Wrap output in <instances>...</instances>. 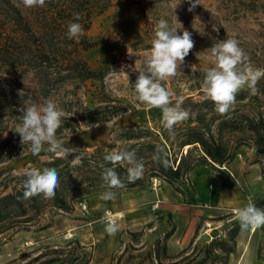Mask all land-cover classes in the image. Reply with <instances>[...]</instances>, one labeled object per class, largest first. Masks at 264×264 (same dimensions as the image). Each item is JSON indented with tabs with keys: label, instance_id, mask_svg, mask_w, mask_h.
<instances>
[{
	"label": "rangeland",
	"instance_id": "rangeland-1",
	"mask_svg": "<svg viewBox=\"0 0 264 264\" xmlns=\"http://www.w3.org/2000/svg\"><path fill=\"white\" fill-rule=\"evenodd\" d=\"M4 3L5 0H0L1 38L6 37L2 14ZM197 3L194 11L189 12L188 0H104L93 15L90 29L82 34V38L85 37L93 45L88 50L80 48L81 57L91 70H97L112 61L117 62L120 69L106 77L104 86L91 79H62L61 76L66 73L57 75L60 73L58 67L46 70L53 79L44 83L34 71L0 66V99H16V96H20L21 108L31 104L42 105L45 100L53 101L61 110L68 108V100L73 101V110L95 108L98 106L95 97L105 91L112 100L130 104L135 109L107 123L64 130L57 135V139L64 147L75 152L67 157L48 152L47 144L39 155H33L30 144L25 143L26 148L22 153L0 164V197L22 188L25 173L30 168L49 167L60 171L76 156L79 157V163H71L70 170L74 177L81 178L80 188L83 190L79 198H69V212L58 210L48 203L32 224L1 235L0 264H90L98 253L103 252L110 259L109 264H160L154 260L153 252L157 242L164 240L165 235H159L150 229L149 224L145 226L141 217H133L128 212L138 205V201L143 204L145 191L156 192L153 179L157 177H150L148 167H144L140 188L109 189L103 185V173L97 168L108 152L137 153L138 144L141 143L162 144L177 157L182 154L186 156L189 151V162L202 161L204 153L200 146L181 148V143L186 140L190 128L209 127L212 118L221 114L211 109L212 104L203 105L206 100H211L204 90H190L192 81L179 85V80L188 69L207 72L209 68L215 67L210 51L214 41L236 39L251 64L264 68V0H197ZM175 15L183 29L191 33L194 47L185 57L184 64L177 69L176 75L167 79L169 83L165 85L173 93L172 103L182 98V108L189 112L188 119L177 123L169 131L164 126L161 109L137 103L132 84L138 77L136 69L143 66L151 50L159 20L166 19L171 27L182 30ZM181 30L178 29V33ZM256 87V95H251L247 86L241 89L242 95L236 96L234 105L223 115L228 120H239L243 115H260L264 118V78L259 80ZM176 88H181V97H176ZM191 102L199 105L190 106ZM2 113L0 110V125L6 129L0 135V142L13 137L18 140L17 145H22L21 137L16 132L22 123L21 111L4 116ZM63 113L64 116L68 115ZM210 128L211 133L216 135V124ZM146 132L151 133L147 139H131ZM223 137L232 149V158L226 165H216L214 169H233L238 160L247 159L250 155L259 158L249 133L228 132ZM57 158L65 162L59 167L50 166ZM83 159L90 160L96 167L75 171L74 167L83 165ZM119 165L127 168L126 164ZM106 191L115 192V198L107 201L101 199ZM155 198L158 201L156 195ZM81 204L87 206V212L82 211ZM106 209L125 213L126 218L119 224L115 235H109L104 230L102 215ZM206 223L201 222L193 238L195 252L200 253V258L209 252V262L215 256H220L228 264V256L210 248L213 242L228 240V232L216 231L210 222L212 231L206 233ZM255 247L257 259L244 264H264V236ZM161 264L167 263L164 261ZM214 264L221 263L217 261Z\"/></svg>",
	"mask_w": 264,
	"mask_h": 264
},
{
	"label": "trees",
	"instance_id": "trees-1",
	"mask_svg": "<svg viewBox=\"0 0 264 264\" xmlns=\"http://www.w3.org/2000/svg\"><path fill=\"white\" fill-rule=\"evenodd\" d=\"M104 0H45L43 7H25L22 0H5L2 8V14L5 19L6 37L1 38L0 34V66H9V68H20L24 70L34 71L41 81L51 82L52 75L46 70L52 67H58L62 75V79H75L79 81L95 80L104 86L106 77L115 70L120 69L117 62L112 61L97 70H91L87 62L81 57L80 48L88 50L92 47V43L82 38L69 39L67 36L68 25L75 21V14H79L81 20L78 21L83 26V34L86 33L91 26L93 15L99 5ZM150 49V47H147ZM206 72L200 70L188 69L179 80L180 83H190L189 89L194 91L204 90L202 87ZM48 81V82H49ZM169 81H163L165 87ZM45 88L46 84H45ZM105 88V87H104ZM177 89V88H176ZM176 97H181L182 90H175ZM239 92L237 95H242ZM98 100V106L95 108H79L73 110V101L68 100V108L62 110L67 116L62 117V125L57 130L56 135H60L64 130L77 129L80 126L92 127L101 123H107L115 118L129 113L132 110L130 104L122 101L112 100L108 94L103 91L100 96L95 97ZM18 99V100H16ZM16 99L7 98L0 99V110L3 111L2 116L9 115L10 112H17L21 109L20 96ZM142 106H147L137 100ZM204 104H212L213 111L215 105L212 100H206ZM199 104L191 102L190 106H198ZM65 107V106H64ZM216 124L217 134L211 133V128ZM6 127L0 125V135L5 132ZM243 132L249 133L251 140L254 142L256 152L259 159L264 160V118L258 116L243 115L240 119L228 120L226 115L214 116L210 126L193 127L187 131L186 140L181 143V148L187 146H200L204 156L202 161L189 162V154L180 157L173 155L171 149L167 150L162 144L158 143H141L138 144L139 150L136 153L138 159H142L144 167H148L150 177L161 178L169 184L175 185L177 181L184 178L194 167L198 165H207L210 167L224 166L232 158V149L229 147L228 141L224 140L225 133ZM151 136L150 132L138 136H132L131 139H147ZM17 139L8 138L0 142V164L12 159L14 155H19L26 148L24 145H17ZM161 149V158L167 161V166L163 163H157L153 160L154 153ZM65 162L62 158H57L50 166L59 167ZM83 165L74 167L75 171H81L93 166L92 162L87 159L82 160ZM99 169L102 173L105 167H114L120 178L124 181L125 189L140 188L143 180L138 179L134 183L127 180V171L124 166L116 164H108L104 159L101 160ZM96 163V162H94ZM178 163V166L176 164ZM70 161L63 167L59 173L60 184L56 189L55 197L45 199L42 194L32 197L31 199H23L24 181L20 189H15L14 193L0 197V236L10 230H19L21 226L32 224L34 220L40 216L48 203L56 209L69 212L71 205L70 199H77L83 195L80 188L81 178L73 176L70 170ZM90 173V171H87ZM104 186H107L101 179ZM143 188V187H141ZM239 228H233L228 232V240L216 241L210 245L214 251H220L224 255L229 256L235 251V239L239 233ZM175 227L165 235L164 240H159L154 249L153 255L157 262L167 264H214L222 261L220 256H215L210 261V254L206 252L204 258H200V253L195 250L189 256L178 262H171L173 258L168 255L167 240L174 234ZM169 262V263H168ZM74 264V263H73ZM89 264V263H86Z\"/></svg>",
	"mask_w": 264,
	"mask_h": 264
},
{
	"label": "clouds",
	"instance_id": "clouds-1",
	"mask_svg": "<svg viewBox=\"0 0 264 264\" xmlns=\"http://www.w3.org/2000/svg\"><path fill=\"white\" fill-rule=\"evenodd\" d=\"M22 3L28 8L43 7L45 0H22ZM188 3L189 12L194 11L198 5L197 0H188ZM80 20V15L75 14L77 22L69 23L67 31L69 39L78 38L83 34V26L78 22ZM176 21L181 25L177 16ZM181 27L182 30L171 27L166 19L159 20L151 50L143 66L136 69L138 77L132 84L139 102L161 109L164 126L169 131L177 123L189 118V112L182 108V98H177L173 104L171 101L173 93L162 84L163 81L176 75L177 69L184 64L185 57L194 47L191 33L183 29L182 25ZM178 29L181 30L180 33ZM210 51L215 67L207 70L202 87L213 101L215 111L223 115L234 105L237 94L245 86L251 95L258 93L256 85L261 78H264V68L254 67L234 38L214 41ZM20 111L22 123L16 132L21 137L22 145L30 144V151L33 155H39L44 150L45 144L48 145L47 151L57 156L67 157L70 153H75L74 149L64 147L57 139L56 133L62 125L64 113L53 101L45 100L42 105L31 104L21 108ZM161 152L162 150L158 149L153 155V160L167 166V161L161 158ZM104 161L112 165L126 164L127 180L130 183L143 177L144 163L142 159L137 158L135 152L111 151L104 156ZM71 163L73 165L79 163V157L76 156ZM101 167L104 168L102 180L109 189L125 186L114 167H105L103 164ZM25 175L23 199L28 200L40 194L45 199L55 197L56 189L60 184L59 173L55 168H30ZM115 195L113 191H106L101 199L112 200ZM234 215L242 230H255L264 226V208L257 207L252 202L234 209ZM102 223L105 225V232L109 235H115L119 230V225L110 212H105Z\"/></svg>",
	"mask_w": 264,
	"mask_h": 264
},
{
	"label": "crops",
	"instance_id": "crops-1",
	"mask_svg": "<svg viewBox=\"0 0 264 264\" xmlns=\"http://www.w3.org/2000/svg\"><path fill=\"white\" fill-rule=\"evenodd\" d=\"M238 161L233 169L217 170L198 165L175 185L160 179L156 192L145 191L143 204L138 201L128 212L133 217H141L142 223L149 224L159 235H166L175 227L174 234L167 240L171 262H178L194 252L193 238L201 222L214 224V229L220 232L239 228L235 251L228 256V264L254 261L258 255L255 246L264 236V226L254 232L242 230L232 212L249 202L264 208V160L250 155ZM109 263L110 259L103 252L90 264Z\"/></svg>",
	"mask_w": 264,
	"mask_h": 264
},
{
	"label": "built area",
	"instance_id": "built-area-1",
	"mask_svg": "<svg viewBox=\"0 0 264 264\" xmlns=\"http://www.w3.org/2000/svg\"><path fill=\"white\" fill-rule=\"evenodd\" d=\"M176 166H178V163L176 164ZM159 184H160V179H157V178L153 179V189L154 190L157 189V186ZM81 209H82V211L87 212V206L86 205L81 204ZM105 212H110L112 214V218L117 221L118 225L126 218L124 212H122V211H114L112 209L104 210L102 218L104 217ZM232 213L234 214V211ZM210 226L211 225L209 223H206V227L208 228V230H206V233H209L210 231H212L210 229ZM250 230H251V232H254L256 229L255 230L250 229Z\"/></svg>",
	"mask_w": 264,
	"mask_h": 264
}]
</instances>
